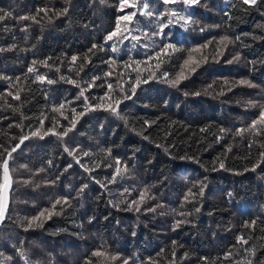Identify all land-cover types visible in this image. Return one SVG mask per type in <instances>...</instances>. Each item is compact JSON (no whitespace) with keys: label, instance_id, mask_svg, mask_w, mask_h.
Wrapping results in <instances>:
<instances>
[{"label":"trees","instance_id":"16d2710c","mask_svg":"<svg viewBox=\"0 0 264 264\" xmlns=\"http://www.w3.org/2000/svg\"><path fill=\"white\" fill-rule=\"evenodd\" d=\"M127 2L0 0V264H264V0Z\"/></svg>","mask_w":264,"mask_h":264},{"label":"snow or ice","instance_id":"6c2138e0","mask_svg":"<svg viewBox=\"0 0 264 264\" xmlns=\"http://www.w3.org/2000/svg\"><path fill=\"white\" fill-rule=\"evenodd\" d=\"M163 2L165 4L177 3L178 0H163ZM121 3L124 6H126V7H136L135 4H128L127 0H121ZM183 3L185 5H189L190 6V5H193V4L198 3V0H183ZM242 3L243 4L255 5L257 3V0H242ZM145 7H147V5H145ZM0 11H2V10H0ZM146 14L147 15H152V13H150V12L149 13H146ZM6 15H10V14L9 13H4V14L0 15V20H3ZM135 15H136V13L133 12V13H131L128 16L119 17L117 19V22H116V29H115V31L109 33V35L107 36L106 39L107 40H111V39H113L114 36L117 35L118 32H120V22H121V20L131 21L132 17L135 16ZM171 16L172 17H177L178 16V13L176 11H172L171 12ZM22 19H28V17H22ZM179 19L184 20L185 23H188L189 22L188 19L185 18V17H183V16H179ZM171 22L172 21L170 20L169 23H171ZM163 27H167V25H163L162 28H161L160 33H154V35H160V34H162ZM95 47H96V45H93V48H95ZM167 47H171V45H168ZM72 60L75 61L76 60V57H72ZM32 71H33V69L32 68H29V72H32ZM37 79L43 80L44 77L38 76ZM52 82L53 81L48 80V83H52ZM70 82H73L74 83V81H70ZM178 82H179V80L171 81V83L173 85H175ZM241 83L248 84V81H241ZM249 86L251 87L252 85L249 84ZM109 88H111V85H109ZM81 96H83V90L81 91ZM17 98H19V97H17ZM85 100H87L86 97H85ZM117 103H119V102H117ZM61 107H63V106L61 105ZM111 111L116 112V108H114V107L111 108ZM257 124L264 125V111H261L258 120L253 121L252 125L250 126V129H255L256 126H257ZM70 130L71 129L66 130L64 133H62V135H67V131H70ZM221 131H224V130L221 129ZM243 131L244 130H239L237 134H241ZM46 134L47 133H45V135ZM53 134H55V133H53ZM33 135H39V132L33 133ZM24 139H27V137H25ZM21 142H23V141H21ZM16 147H19V145H17ZM16 147H13L11 149V151L5 149V152H7V156L6 157H4L3 154H0V169L3 170L2 171L3 179H2V182H0V220H2L4 218L5 210H6V207H7L8 192H9V190L11 188V184H12V180H11V176H10V171H9V159L11 158L12 152H14L16 150ZM85 155H87V153H85ZM117 163H119V161H117ZM221 166H223V165H221ZM120 171L121 170L118 168L117 169V174H119ZM125 171H126V169H125ZM114 181H115V176L113 177V181L112 182H114ZM101 186L104 187L105 185H101ZM84 187L86 188L87 185H84ZM81 191H83V188L81 189ZM202 192H203V189H201V194H202ZM143 196H144V194L141 195V200H143ZM56 203H60V201H57ZM133 203H136V202L134 201ZM53 207H55V205H53ZM136 210L139 211V208L137 207ZM151 210L154 211V209H151ZM197 211H199V209H197ZM40 215L43 216L44 213H41ZM38 219H39V217L32 218V220H30L28 222V226L27 227L28 228L32 227L34 221H36ZM179 223L180 222H177V226H179ZM25 230H27V228ZM238 241L239 242H242V243H247V241L246 240H243L242 237H238ZM96 254H98V253H96ZM229 255H230V253H229ZM225 258H227V256ZM125 264H127V262H125ZM249 264H250V262H249Z\"/></svg>","mask_w":264,"mask_h":264},{"label":"rangeland","instance_id":"374dc122","mask_svg":"<svg viewBox=\"0 0 264 264\" xmlns=\"http://www.w3.org/2000/svg\"><path fill=\"white\" fill-rule=\"evenodd\" d=\"M8 203H9V192H8L7 207H6V210H5L4 217H5L6 213H7ZM3 219H4V218H3ZM3 219H2V220H3ZM2 220H0V223H1Z\"/></svg>","mask_w":264,"mask_h":264}]
</instances>
